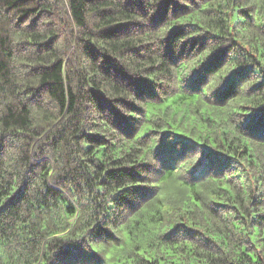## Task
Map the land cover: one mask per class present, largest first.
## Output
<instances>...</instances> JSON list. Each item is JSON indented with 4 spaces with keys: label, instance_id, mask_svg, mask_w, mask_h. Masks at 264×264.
I'll use <instances>...</instances> for the list:
<instances>
[{
    "label": "trees",
    "instance_id": "obj_1",
    "mask_svg": "<svg viewBox=\"0 0 264 264\" xmlns=\"http://www.w3.org/2000/svg\"><path fill=\"white\" fill-rule=\"evenodd\" d=\"M0 264H264V0H0Z\"/></svg>",
    "mask_w": 264,
    "mask_h": 264
}]
</instances>
